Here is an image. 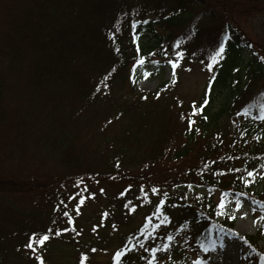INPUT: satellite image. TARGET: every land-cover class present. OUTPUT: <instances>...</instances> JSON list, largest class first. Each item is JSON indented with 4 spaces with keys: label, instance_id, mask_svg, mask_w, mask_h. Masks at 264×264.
Segmentation results:
<instances>
[{
    "label": "trees",
    "instance_id": "trees-1",
    "mask_svg": "<svg viewBox=\"0 0 264 264\" xmlns=\"http://www.w3.org/2000/svg\"><path fill=\"white\" fill-rule=\"evenodd\" d=\"M153 59L169 75L138 92L134 73ZM194 67L204 81L186 100L176 90ZM262 105L264 0H0V264L53 252L89 264L111 241L108 222L139 211L108 264H186L225 232L245 245L247 264H264L261 232L239 236L216 214L245 197L264 215ZM108 183L115 193L100 192ZM52 192L49 216L66 212L60 193L71 197L67 213L91 215L59 236L33 215L22 222V203ZM32 233L49 235L35 252L24 247Z\"/></svg>",
    "mask_w": 264,
    "mask_h": 264
},
{
    "label": "rangeland",
    "instance_id": "rangeland-1",
    "mask_svg": "<svg viewBox=\"0 0 264 264\" xmlns=\"http://www.w3.org/2000/svg\"><path fill=\"white\" fill-rule=\"evenodd\" d=\"M147 42V41H146ZM143 42H139V51H145L147 48V45H145ZM155 59L150 61L148 64H144L140 68L137 69V71L134 73V84L135 88L138 92H144L148 93L153 91L157 85L160 83V79L164 78L166 79L169 75V70L167 67H163L162 70H160L158 67L161 65V62H154ZM137 64L134 62L133 66ZM194 70H199V73L194 72L190 75H187L184 77L181 85L177 88L176 92L177 94L183 96L186 100L194 98L198 90L202 88L203 81H204V73L201 71L200 68H195ZM175 93V92H174ZM217 103L215 102L214 105ZM194 155L191 158H185L183 162L178 163L176 165V168L179 170V173L186 167L190 166L195 161L193 160ZM181 175V174H179ZM103 189L105 190H112L113 193L117 191L118 187H113L110 184H105ZM55 196V194L52 192L49 194V196H37L35 197V200L26 199L24 203H22L20 209L22 212L26 213L29 212L30 216H24L22 218V222L32 220L34 217L35 220L39 221L42 226L46 227L48 224L54 226V231L57 229H61V225L64 223L66 224V221L72 217V221L75 219L74 223L77 225H80L82 221L87 220L88 214L91 215V213L84 212L82 217L79 219L78 216L74 215V213H68V216L65 217L63 215L64 212H59L55 216L51 217L50 214V206L53 207L54 200L52 198ZM62 203L61 206L63 208L66 207V212L68 208V194L66 193H60L59 194ZM218 199L217 196L214 197V200L216 201ZM50 203V206H49ZM240 207L237 210L236 208V202L232 204H228L226 202L223 203L221 211L225 214H222V216L227 217L228 215L235 214L234 219H228V221L232 222V229L233 231L239 235V236H247V235H253L257 232H261V235L264 237V219H259V217L262 216L259 212L253 211L249 198H241L239 201ZM28 209L29 211H26ZM56 211V210H55ZM54 211V212H55ZM244 212L247 213L243 218H241L240 213ZM54 214V213H53ZM142 211H139L137 215L134 216L133 220H131L127 224L119 223L120 227L114 226L110 224V221L108 222V225L104 227V231L102 235H109L111 236V241L106 243L105 250L103 252H99L92 256L91 261H89V264H108L112 256L115 254V252L119 249L120 246V237L125 235L128 231H130L132 228L137 226V222H139L141 217ZM33 215V217H32ZM12 219H15V215L12 214L10 216ZM255 220V223L253 221ZM136 221V223H135ZM97 225L103 226L102 224H105V222L100 221L96 222ZM74 230V228L71 229V231ZM73 233V232H70ZM223 242L226 245V247L221 248L220 246L215 249L214 252H209L207 257H204L202 255L196 256L192 255V260L189 261L186 264H194L199 257L201 261L203 259L205 260V264H247L244 260V254L247 251V248L245 245L240 242L239 240H234L231 238L229 233L225 232L223 236ZM21 244L24 245L25 240L22 239ZM34 247L38 248L39 244V250L41 249L42 245L41 243H38L36 240L33 241ZM37 256V255H33ZM40 257L44 259L45 264H77V256H71L70 254L63 255L62 253H50V254H40Z\"/></svg>",
    "mask_w": 264,
    "mask_h": 264
},
{
    "label": "snow or ice",
    "instance_id": "snow-or-ice-1",
    "mask_svg": "<svg viewBox=\"0 0 264 264\" xmlns=\"http://www.w3.org/2000/svg\"><path fill=\"white\" fill-rule=\"evenodd\" d=\"M135 23H137V22H133V26L135 25ZM137 50L139 51V49H137ZM223 51H224V45L221 43L219 45L218 50L214 51V53H213V55L211 57V60H212L213 63L216 62L217 58L221 56V54L223 53ZM165 55H167V53H165ZM174 55H176L177 57H179V56H181V53L177 51V52L174 53ZM137 63H139V61H137ZM153 63H155V61ZM168 63L172 65V68L173 69H175V67H176L177 63H179V61L173 62V61L169 60ZM206 66L209 67V68L211 67L210 65H206ZM172 77H173V81L172 82L175 83L176 76H175V72L174 71L172 73ZM159 95H160V93L157 92L156 93V96L158 97ZM193 103L195 104V102H193ZM207 103H208V101H207V99H205L204 100V104H207ZM261 108L264 109V105H262ZM181 118L182 119L184 118L183 115H182ZM261 119H264V116H262ZM188 122H189V125H192V124L195 123L191 119V117L188 118ZM247 175L249 177H251L253 175V172L250 171V172L247 173ZM261 175H264V173H261ZM248 183H250V181L245 180V184H248ZM129 187H131V185H129ZM153 191H155V189H153ZM100 192L103 193L104 192V189H100ZM90 195H95V194L94 193H91ZM120 195H123V193H120ZM69 199H71V197H69ZM81 202H83V201H81ZM161 203H163V201H161ZM221 207H222V205H217V208L218 209H220ZM239 207H240V204H239V202H237V205H236L237 210L239 209ZM78 214L79 213H77V215ZM216 214L217 215H222V214H225V213H223L222 211H219L218 210ZM63 215L65 217H67L68 216V213L67 212H64ZM103 215H107V213H104ZM240 215H241V218H243L245 215H247V213L241 212ZM234 218H235V214L234 213H233V215H228V219H234ZM259 219H264V217H259ZM68 223L69 224L72 223L71 218L68 219ZM253 223H255V220L253 221ZM96 227H97L96 225H93L92 231L95 232L96 231ZM49 231L51 232V229H49ZM62 231L67 232V231H69V229L67 227L66 228H63V229H57L54 234L56 236H59ZM77 235H79V233H77ZM33 238H37V242L38 243H43L44 241H47L49 239V235L47 233H45L42 236H38L37 233H32L29 236L28 243L25 244L24 247L27 248V249H30L32 252H35L36 251V248L33 246ZM167 239L168 240H172L173 238L171 236H168ZM240 239L243 240L244 238L243 237H240ZM219 246L221 248L226 247V245L224 244L223 241H221V243H220ZM141 247H143V245H141ZM168 247H169L168 245H164L163 248L157 249L156 251H165V250L168 249ZM215 247H216V245H213V250H215ZM92 251H96V249H92ZM145 251L151 252L152 249L145 248ZM203 251L207 252V251H209V249L207 247H204L203 248ZM120 256H121V252L120 251L115 252V254L113 255V260H118L120 258ZM35 259L37 261H40V264H44L42 258L39 255H37L35 257ZM141 259H143V257H141ZM84 260H85V256H84V254H81V258H80L79 264H84ZM154 261H155V257H153L152 259H150L148 261V264H154ZM199 264H205V262L204 261H200Z\"/></svg>",
    "mask_w": 264,
    "mask_h": 264
}]
</instances>
